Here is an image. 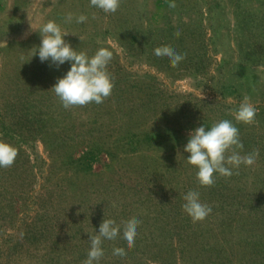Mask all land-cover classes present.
<instances>
[{
    "label": "rangeland",
    "instance_id": "374dc122",
    "mask_svg": "<svg viewBox=\"0 0 264 264\" xmlns=\"http://www.w3.org/2000/svg\"><path fill=\"white\" fill-rule=\"evenodd\" d=\"M50 20L77 51L113 52L103 103L65 108L51 88L70 63L31 58ZM163 48L185 58L154 59ZM245 99L257 111L234 123L237 151L258 152L255 162L201 186L190 131L235 117ZM0 139L18 150L0 168V264H86L104 220L140 224L131 250L105 243L99 264H264V0H120L115 13L90 0H0ZM190 190L212 208L202 221L182 208ZM14 210L21 218L6 221Z\"/></svg>",
    "mask_w": 264,
    "mask_h": 264
},
{
    "label": "clouds",
    "instance_id": "9594fccd",
    "mask_svg": "<svg viewBox=\"0 0 264 264\" xmlns=\"http://www.w3.org/2000/svg\"><path fill=\"white\" fill-rule=\"evenodd\" d=\"M91 6L103 10L105 13H115L120 5V0H90ZM168 11L175 10L174 4L167 5ZM72 15L66 18L71 22ZM76 23L87 20L84 14L75 18ZM41 43L34 47L31 55H38L41 62L50 61L59 67L66 62L70 68L66 74L58 78L51 88L61 100L65 108L74 105H86L91 102L103 103L109 97L114 87L108 64L113 57V52L101 47L93 55L89 56L85 51H77L71 43L65 40L68 31L62 30L55 21H48L39 29ZM177 36L180 33L176 34ZM156 60L166 59L171 66L176 67L185 57L167 48L153 52ZM256 107L242 102L235 111V120L251 124L255 120ZM243 143L239 138V129L231 120L224 119L207 127L201 124L189 133L184 151L190 153L186 158L188 162L197 168V179L201 186H211L215 183V175L231 176L233 169H238L242 164L250 166L255 162L258 152L242 156L237 149H242ZM230 153V154H228ZM18 155L17 148L0 139V168L10 167ZM183 210L191 217L193 222L204 220L212 211V208L201 202L200 193L195 190L188 191L183 197ZM139 220H133L119 228L110 220H104L99 231L90 236V249L86 264H99L103 257L102 245L113 243L117 239L122 240L128 250L134 247L137 237ZM114 259L123 261L124 251L114 250Z\"/></svg>",
    "mask_w": 264,
    "mask_h": 264
},
{
    "label": "trees",
    "instance_id": "16d2710c",
    "mask_svg": "<svg viewBox=\"0 0 264 264\" xmlns=\"http://www.w3.org/2000/svg\"><path fill=\"white\" fill-rule=\"evenodd\" d=\"M240 36L241 35H238V36H236V38H235V41H236V45H237V47L239 48V49H241V46H243V44L241 43V41L240 40H242V36H241V38H240ZM240 40H239V39ZM173 40H174V42H178L175 38H173ZM241 45V46H240ZM177 50V49H176ZM229 120H231L232 121V123L234 124L235 122H236V120H235V117H231L230 116V119ZM236 126V125H235ZM155 136V135H154ZM128 139V134L125 136V138L123 139V140H127ZM124 146V145H123ZM92 152V151H91ZM78 160H80V158L78 159ZM86 162H87V160H86ZM85 166H86V169H84V171H86V170H88V169H90V166H89V162H87V163H85L84 164ZM84 165H81L82 167L84 166ZM75 167H79V162L78 163H76V166ZM82 167H79V168H82ZM88 167V168H87ZM84 168V167H83ZM2 170L4 171V169L2 168ZM2 171V172H3ZM1 173V172H0ZM18 218H21V212L19 211L18 213H17V211L16 210H14L13 212H12V215L9 217V218H7V220L6 221H11V219H14V222L16 221V219H18ZM0 220H2V219H0ZM6 223H8V222H6ZM12 224L14 225V223L12 222ZM1 226V225H0ZM1 228V227H0ZM184 244H186V243H184ZM187 245V244H186ZM182 247V246H181ZM144 264H151L150 262H144ZM166 264V263H165ZM209 264H212L211 263V261L209 262ZM239 264H242V263H239Z\"/></svg>",
    "mask_w": 264,
    "mask_h": 264
}]
</instances>
